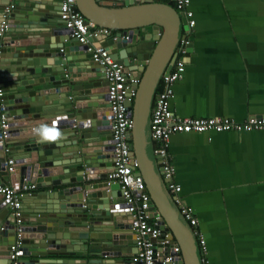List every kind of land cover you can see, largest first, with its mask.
<instances>
[{"label":"water","instance_id":"obj_1","mask_svg":"<svg viewBox=\"0 0 264 264\" xmlns=\"http://www.w3.org/2000/svg\"><path fill=\"white\" fill-rule=\"evenodd\" d=\"M9 2L0 0V23ZM56 2L51 6L43 0L40 7L18 0L0 38L1 99L10 125L0 141V184L60 187L35 195L31 212L22 210V257H33L22 264H134L131 251L123 248L134 246L130 215L119 186L105 181L113 162L103 69L92 61L87 45L69 38ZM75 8L86 22L115 31L88 42L104 47L139 80L134 102L127 105L133 119L131 158L150 195V210L161 219V232L180 249L177 254L166 249L158 264H202L197 239L161 177L150 137L155 93L188 30L186 19L154 0H76ZM42 126L60 135L44 140L37 131ZM8 159L14 160L13 174L4 168ZM17 232L1 200L0 264H11Z\"/></svg>","mask_w":264,"mask_h":264},{"label":"crops","instance_id":"obj_2","mask_svg":"<svg viewBox=\"0 0 264 264\" xmlns=\"http://www.w3.org/2000/svg\"><path fill=\"white\" fill-rule=\"evenodd\" d=\"M189 7L195 26L183 77L173 85L175 114L264 118V0H190ZM169 153L179 196L205 241L202 264H264V130L174 134ZM35 187L23 194L22 210H33L35 195L60 188ZM131 244L123 248L133 256Z\"/></svg>","mask_w":264,"mask_h":264},{"label":"built area","instance_id":"obj_3","mask_svg":"<svg viewBox=\"0 0 264 264\" xmlns=\"http://www.w3.org/2000/svg\"><path fill=\"white\" fill-rule=\"evenodd\" d=\"M123 1V0H121ZM174 9L186 19L188 30L179 40L173 56V63L161 77L159 90L156 91L150 118V137L153 141V154L160 169L166 189L174 199V204L184 220L191 227L197 239L201 255L205 253V241L197 228V220L190 207L185 205L179 194L181 188L174 181V166L169 153L170 138L174 134L234 132L250 133L264 130V118L249 116L237 122L230 118H181L171 108L174 96L173 85L180 81L185 70V58L190 47L188 34L195 26L193 12L190 10V0H170ZM76 0H60L59 19L69 38L81 45H87L86 52L92 61L103 69V77L107 83V98L109 111L107 121L112 140L111 156L113 168L107 174L105 181L108 185L117 184L121 192V199L130 215V228L134 235L135 254L131 257L134 264H158L162 253L166 249L174 254L179 253V247L172 245V241L160 229L161 219L150 210V195L146 190L143 177L138 173V164L131 158L128 134L133 128V119L127 113V105L133 104L137 95L139 83L136 73L125 72L112 55L101 46H94L88 38L100 35H113L111 30L95 27L92 22H86L85 17L76 8ZM15 5L13 0L3 9L0 23V38L9 29L8 18ZM93 29V31L91 30ZM4 89L0 84V141H4L10 129L5 105L2 101ZM7 151V148L4 149ZM8 173L15 172L14 160L4 162ZM34 184L15 188L4 183L0 184V201L9 208L10 215L17 226V238L10 246L9 259L11 264H21L22 243L20 239L23 194L34 190ZM169 258L168 260H170ZM164 264V262H162Z\"/></svg>","mask_w":264,"mask_h":264},{"label":"clouds","instance_id":"obj_4","mask_svg":"<svg viewBox=\"0 0 264 264\" xmlns=\"http://www.w3.org/2000/svg\"><path fill=\"white\" fill-rule=\"evenodd\" d=\"M37 131L44 140L48 141H55L60 135L59 131L48 128L47 126H42L41 129H38Z\"/></svg>","mask_w":264,"mask_h":264},{"label":"trees","instance_id":"obj_5","mask_svg":"<svg viewBox=\"0 0 264 264\" xmlns=\"http://www.w3.org/2000/svg\"><path fill=\"white\" fill-rule=\"evenodd\" d=\"M168 1V0H167ZM157 3H161V4H163V3H166V1L165 0H157ZM168 4H172V2H169L168 1ZM112 32V34H114V32L115 31H111ZM159 90V86H158V88H157V91Z\"/></svg>","mask_w":264,"mask_h":264}]
</instances>
